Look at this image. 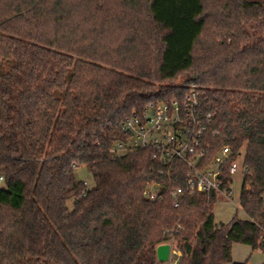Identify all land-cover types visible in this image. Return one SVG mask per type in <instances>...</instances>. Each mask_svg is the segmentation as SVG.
<instances>
[{"label": "trees", "instance_id": "trees-1", "mask_svg": "<svg viewBox=\"0 0 264 264\" xmlns=\"http://www.w3.org/2000/svg\"><path fill=\"white\" fill-rule=\"evenodd\" d=\"M191 85L213 115L209 155L243 154L245 219L215 223V194L149 201V184H184L182 164L111 153L126 118ZM0 175V264H156L164 244L180 264L264 253V0H0Z\"/></svg>", "mask_w": 264, "mask_h": 264}, {"label": "built area", "instance_id": "built-area-1", "mask_svg": "<svg viewBox=\"0 0 264 264\" xmlns=\"http://www.w3.org/2000/svg\"><path fill=\"white\" fill-rule=\"evenodd\" d=\"M213 120L203 102L201 93L191 85L180 98L146 106L140 113L126 118L121 126L124 141L116 142L111 153L125 154L136 150H149L152 159L162 166L178 161L184 167V184L180 187H167L152 183L144 191L149 201L170 200L174 207L184 196L215 194L228 198L230 191L222 187L224 173L232 176L244 167L243 154L231 146L224 145L213 155H209V144L205 141L208 127ZM180 170V169H179ZM181 171V170H180ZM3 177L0 175V187ZM169 259L165 263L157 260L156 264H177L180 253L171 244ZM171 248L176 253L172 254Z\"/></svg>", "mask_w": 264, "mask_h": 264}, {"label": "crops", "instance_id": "crops-1", "mask_svg": "<svg viewBox=\"0 0 264 264\" xmlns=\"http://www.w3.org/2000/svg\"><path fill=\"white\" fill-rule=\"evenodd\" d=\"M229 206V203H226ZM215 207V205H214ZM230 210H221L218 208L214 210V221L215 223L227 224L236 215L237 209L233 210L230 206ZM241 211V210H240ZM239 219H245L243 212L241 211ZM231 259L234 263L243 264H264V253L260 250H252L251 247L242 244H234L231 248ZM231 264V263H226Z\"/></svg>", "mask_w": 264, "mask_h": 264}, {"label": "rangeland", "instance_id": "rangeland-1", "mask_svg": "<svg viewBox=\"0 0 264 264\" xmlns=\"http://www.w3.org/2000/svg\"><path fill=\"white\" fill-rule=\"evenodd\" d=\"M210 10H213V8H211ZM75 175L78 180L85 182L89 188L92 186L91 176L85 171L84 168L77 169ZM242 185H243V175L241 168L239 167L237 172L231 178L230 196L226 198L224 196L219 195L214 210L220 208L221 210L227 211L230 210V208H228L230 206L231 208H233V210L237 209V216L240 217L242 214L239 209L238 203H239V196L242 189ZM226 203H229V206ZM171 251L172 254L176 253L174 248H171ZM177 264H180V262Z\"/></svg>", "mask_w": 264, "mask_h": 264}, {"label": "water", "instance_id": "water-1", "mask_svg": "<svg viewBox=\"0 0 264 264\" xmlns=\"http://www.w3.org/2000/svg\"><path fill=\"white\" fill-rule=\"evenodd\" d=\"M170 246L168 244L160 245L156 249V258L159 262L165 263L169 259Z\"/></svg>", "mask_w": 264, "mask_h": 264}]
</instances>
